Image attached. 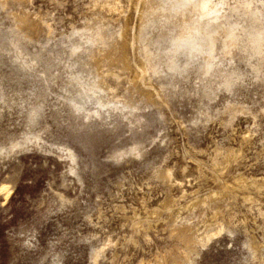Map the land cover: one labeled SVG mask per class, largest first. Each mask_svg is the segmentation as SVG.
Wrapping results in <instances>:
<instances>
[{"label":"rangeland","instance_id":"1","mask_svg":"<svg viewBox=\"0 0 264 264\" xmlns=\"http://www.w3.org/2000/svg\"><path fill=\"white\" fill-rule=\"evenodd\" d=\"M209 1L182 72L157 0H0V264H264V0Z\"/></svg>","mask_w":264,"mask_h":264},{"label":"bare ground","instance_id":"2","mask_svg":"<svg viewBox=\"0 0 264 264\" xmlns=\"http://www.w3.org/2000/svg\"><path fill=\"white\" fill-rule=\"evenodd\" d=\"M152 8L156 10L160 8L159 10L162 13V17L166 19L167 22H172L175 17L179 18V19L177 18L178 20L173 21L174 25H177V29H179V32L177 31L178 33L176 34L177 35L176 40L171 44V47H168L170 52L167 53V57L171 59V63L168 65L169 69L171 70H178V69L181 70L182 69L181 71L184 72L186 69V66L189 65L190 58H196V56H198L197 54L201 52L199 49L200 43L203 41L209 40L210 42L209 54L204 55L205 57L204 59L207 62L206 71H208V69L211 66L210 60H212L216 52L217 43L221 39V38L219 39V37H221L219 35H221L222 32H220L218 29L210 30L207 32L202 31L201 33L196 32L195 31L196 29L194 27L195 26L194 18L196 17L192 14L194 13L197 15L199 12H201L203 18L208 17L210 15L209 14L210 1L209 0H157L156 4H154ZM211 10L213 12H218L217 7H212ZM21 24L24 25V23H21ZM259 34H261L260 36L264 35V33H261V32H259ZM226 38H227V41H225V48L229 51L231 47L236 46L237 38L233 35L232 32L226 33ZM109 40L110 39L108 35L107 36L99 35L98 41H100L102 44H106ZM257 44L259 48H263V41L261 40V38L257 39ZM146 55L148 58L150 57V54L148 52ZM180 55L188 57L186 66L178 65L179 64L178 60L180 58ZM107 60L111 63L113 62L111 56L107 57ZM99 65H100V62H99ZM92 68H93V65H92ZM142 72L144 73L145 70H142ZM140 73L137 75V79L142 78L141 75L143 76V74L140 75ZM101 90L104 91L101 85L99 83L98 84L96 83L94 86H92L91 92L93 93L94 96H96L97 91H101ZM91 98L92 96H86V95L84 97L81 96L80 100L77 102V105L75 106L76 111L77 112L88 111L84 109V103L89 102V101L91 102L92 101ZM110 105H111L110 102L106 104L104 102L100 103V106L103 108L106 106H110ZM129 107H130V104L124 105V108H129Z\"/></svg>","mask_w":264,"mask_h":264}]
</instances>
